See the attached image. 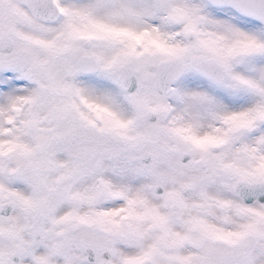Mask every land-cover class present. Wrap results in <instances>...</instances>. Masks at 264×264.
I'll return each mask as SVG.
<instances>
[{"label":"snow or ice","instance_id":"6c2138e0","mask_svg":"<svg viewBox=\"0 0 264 264\" xmlns=\"http://www.w3.org/2000/svg\"><path fill=\"white\" fill-rule=\"evenodd\" d=\"M0 264H264V0H0Z\"/></svg>","mask_w":264,"mask_h":264}]
</instances>
